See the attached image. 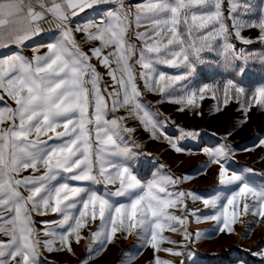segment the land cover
Segmentation results:
<instances>
[{"label":"snow or ice","instance_id":"1","mask_svg":"<svg viewBox=\"0 0 264 264\" xmlns=\"http://www.w3.org/2000/svg\"><path fill=\"white\" fill-rule=\"evenodd\" d=\"M249 29L258 35H242ZM254 43L261 48L240 46ZM0 50H7L0 51V264H41L45 252L74 256L73 244L85 239L84 230L97 218L101 224L89 237L102 245L96 254L123 233L140 241V251L153 250L152 264H196L192 245L200 234L189 233L185 221L196 215L188 197H199L181 190L186 176L138 178L140 158L150 154L134 134L139 126L179 153L185 150L179 142L198 133L180 129L165 137L166 118L143 100L144 91L171 97L181 112L197 107L205 93L215 98L216 90L225 104L231 91L238 103L245 97V111L253 104L264 110V84L245 87L255 65L264 71V0H0ZM163 67L183 71L167 75ZM205 73L223 81L201 85ZM203 151L219 165L220 185L235 186L202 200L214 210L204 219L216 221L218 232L232 233L241 198L244 215L264 218V183L254 170L230 173L232 148L226 143ZM69 181L117 187L100 195ZM50 215L57 218L37 219ZM182 228L181 241L163 235ZM86 251L79 264H89L94 253ZM162 252L183 259H162ZM252 255L264 260V247Z\"/></svg>","mask_w":264,"mask_h":264},{"label":"rangeland","instance_id":"2","mask_svg":"<svg viewBox=\"0 0 264 264\" xmlns=\"http://www.w3.org/2000/svg\"><path fill=\"white\" fill-rule=\"evenodd\" d=\"M143 30V28L139 29V31ZM242 35L256 37L258 31L249 29L245 30ZM170 37L171 33H168L167 38ZM166 42L165 39L164 43ZM237 44L239 45L240 42L237 41ZM240 46L251 49L261 48L259 43ZM93 63L96 61L94 60ZM97 67L99 71L104 72L102 67L99 65ZM254 68L255 70L245 85L248 90L264 84V71L260 69L259 65H255ZM161 71L167 75H176L180 74L183 69L163 67ZM222 81L223 77H216L215 81L208 79L207 73L199 78L201 85L204 83L219 85ZM176 87L178 88L179 85ZM178 94V92L175 93L177 96ZM204 95V100L197 101V107L186 108L181 112L178 110L180 105L173 103L171 97H162L158 91H144L143 100L166 118L167 123L162 129L165 137L172 136L174 138L179 134L180 129L195 130L198 136L196 139L188 138L180 141V145L185 150L178 153L169 146L167 139H152L148 131L137 126L135 122H129L128 126L138 127L134 139L141 144L145 154H150L140 158L141 163L137 166L136 174L143 182L151 181L154 173L188 177L180 185L181 190L191 192L199 197L196 200H193L191 196L188 197L189 210L190 212L195 210L196 215H187L185 221V227L189 233L198 232L200 234L192 245L196 252V264H234L237 258L246 260L247 264H264V260L252 255L258 248L264 247V218L257 220L254 215H244L241 198L240 207L236 209L239 218L234 225V231L232 233L218 232L219 225L216 221L204 219V217L214 214V210L206 207L202 202L204 198H214L218 193L227 195L229 191H235V186L229 190L220 185L217 175L219 165L211 162V158L203 151L205 148L212 149L226 143L232 148L231 157L226 165L229 167V172L236 170L239 173L251 168L256 173L257 182L264 183L259 179L261 175H264V143H261L264 141V110L253 104L250 111H245L242 107L245 97H238V103L236 99L232 98L234 94L231 91L228 94L227 104L224 103L225 97L220 90L215 91V98L212 93ZM8 102L11 103V101ZM123 114L122 111L116 113L118 116ZM49 143H53V141H49ZM159 165L164 167L160 168ZM42 172L43 169L37 175ZM24 175H28V173L25 172ZM67 175L62 173L61 177ZM59 182H63L62 179ZM69 183L74 186L88 187L100 195H104L107 191H114L117 187V185H93L90 182L69 181ZM111 199L117 203L127 202L124 197H112ZM248 202L251 204V199ZM179 214L177 213V215ZM197 216L200 217V220H197ZM56 218V215L37 217L41 220ZM100 224L99 218L89 223V227L83 232L85 239L79 245L73 244L74 256L67 252H45L41 264H79L80 259L87 256L86 250L89 249L94 253L89 264H128L129 261L131 264H152L153 250L146 247L140 251V241L135 240L134 236L125 239L123 233H117L115 240L104 246L102 252L96 254L95 250L102 245L97 241H91L89 237ZM37 227L39 228L41 225L37 224ZM163 235L172 240L181 241L183 240V228L180 233L166 230ZM100 240H103V236L100 237ZM163 246L175 248L174 245L167 243ZM160 256L162 259L172 261L183 259V257H173L163 252L160 253Z\"/></svg>","mask_w":264,"mask_h":264},{"label":"crops","instance_id":"3","mask_svg":"<svg viewBox=\"0 0 264 264\" xmlns=\"http://www.w3.org/2000/svg\"><path fill=\"white\" fill-rule=\"evenodd\" d=\"M90 14H91V10H87V14H81V17L84 18V19H87L88 15H90ZM81 17H78L77 19H80ZM76 39H77V42L80 43V45L84 49V51H88L90 45H87V44L84 43L82 36L77 34L76 35ZM0 51L6 52L7 50H0Z\"/></svg>","mask_w":264,"mask_h":264},{"label":"built area","instance_id":"4","mask_svg":"<svg viewBox=\"0 0 264 264\" xmlns=\"http://www.w3.org/2000/svg\"><path fill=\"white\" fill-rule=\"evenodd\" d=\"M134 2H138V0H134ZM52 25H49V24H45L44 25V27L46 28V29H48L49 27H51Z\"/></svg>","mask_w":264,"mask_h":264}]
</instances>
